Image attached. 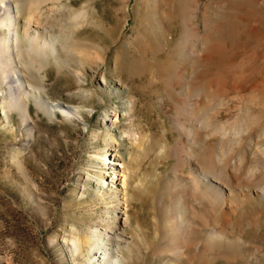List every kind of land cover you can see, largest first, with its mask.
<instances>
[{
	"label": "rangeland",
	"instance_id": "374dc122",
	"mask_svg": "<svg viewBox=\"0 0 264 264\" xmlns=\"http://www.w3.org/2000/svg\"><path fill=\"white\" fill-rule=\"evenodd\" d=\"M181 1L11 0L58 52L0 33V264H264V0Z\"/></svg>",
	"mask_w": 264,
	"mask_h": 264
},
{
	"label": "bare ground",
	"instance_id": "6f19581e",
	"mask_svg": "<svg viewBox=\"0 0 264 264\" xmlns=\"http://www.w3.org/2000/svg\"><path fill=\"white\" fill-rule=\"evenodd\" d=\"M16 1V0H15ZM14 2V1H13ZM50 2V1H49ZM53 2H58V3H63L64 0H53ZM160 2L159 4L161 5V1H158ZM19 3V2H17ZM22 3V2H21ZM45 3V2H44ZM182 1L181 0H166V10L170 11L171 9H182L183 6H182ZM20 4H17V6L13 7L11 5V0H0V11H4L5 15L9 18L10 22L9 24H4V21L5 19H0V33L2 31H4L6 28H8V30L10 31V40H7L5 41V50H6V55L11 57V52H10V43L13 44V46H15L16 49H20V47L22 46V43L24 42L23 40H27L30 45H31V49L33 50V52H36V54L40 55V56H47V53H48V50L50 49L53 53H57L58 52V49H57V41L55 39L56 42H53V41H49L48 42V38L45 34L41 33L39 31V21H36L35 20V16H30L29 18H27L25 15V13L21 12L20 10V7H19ZM159 5V6H160ZM159 6H154L151 8V11H156L159 9ZM150 11V9H148ZM52 13V12H51ZM47 14V13H46ZM49 14V13H48ZM48 17V15H47ZM51 17V16H50ZM78 16H75V18H77ZM28 19V20H27ZM50 19V18H49ZM26 20V21H24ZM39 20V19H38ZM48 20V19H47ZM7 22V21H6ZM24 23V25H23ZM157 34L159 35H163V32L162 30L160 29H157V31H155ZM3 44V43H2ZM72 47V46H71ZM1 49V47H0ZM127 52V51H126ZM124 51V49L122 48H119L118 51H117V55H116V60L120 63H119V73L122 75V72H125L127 70V65L123 63V57L126 53ZM154 52V51H153ZM155 53V52H154ZM141 54V53H140ZM143 55V54H142ZM129 56V55H128ZM130 57V56H129ZM141 57V56H140ZM128 58V57H127ZM144 58L146 59V57L144 56ZM135 60V59H134ZM148 60V59H146ZM150 61H148L149 63ZM115 64V63H114ZM144 64V62H143ZM147 64V63H146ZM146 66V65H144ZM152 66V65H151ZM135 67V66H134ZM133 67V68H134ZM147 67V66H146ZM145 67V68H146ZM131 68V67H130ZM126 69V70H125ZM132 70V69H131ZM135 70V69H134ZM139 70V69H138ZM116 71V70H115ZM128 72V71H127ZM133 72V71H132ZM146 74L149 73V70L148 68H146ZM118 73V72H117ZM119 73H118V77H119ZM157 73V72H156ZM125 74V73H124ZM19 74H17L18 76ZM128 76V75H127ZM130 76V75H129ZM122 77L120 76V79ZM124 78V77H123ZM141 79V78H140ZM139 80V79H138ZM135 81V80H134ZM140 82V81H139ZM148 82V81H147ZM16 88L17 89H22L24 90L23 94L27 97L28 95H33L34 97H36V99L40 100L42 99V95L40 93L39 90L33 88L31 85H25L23 83V81L21 80V78L17 77L16 81ZM134 83V82H133ZM196 92L197 91H200V89L198 87H196ZM5 99V98H4ZM19 102V101H18ZM4 103V102H3ZM50 108L52 109V111L54 113L56 112H64L65 114L67 112H75V111H79L78 109L76 110L75 108H73L72 106H68V105H64L63 103H53L52 107L50 106ZM192 114H195L192 112ZM117 116V119L115 120H118V114L116 115ZM191 116H194V115H191ZM244 122V121H243ZM248 124V123H247ZM243 127V126H241ZM221 129H216L215 130V133H218ZM233 130V129H232ZM235 132V131H234ZM242 131H238V132H235V134L238 136L239 134H241ZM231 133V132H229ZM226 134V133H224ZM223 134V136H225ZM227 135V134H226ZM235 135V136H236ZM240 136V135H239ZM233 141V140H232ZM235 142V141H234ZM222 145V144H221ZM203 148V147H202ZM205 148V147H204ZM203 148V151L202 153H200V155L198 156L199 159L201 160V162L204 163L206 169H207V173L209 175V173H213V177L216 178L218 181H221L223 182L227 187H230L233 183L232 181V178L229 177L227 174H225V171L226 173L227 170H222L221 167H219V164L218 162L220 161H223L224 160V157H225V154H223L222 152L219 154L218 158H216V153H214L212 150L210 149H207ZM224 152V151H223ZM198 161V160H197ZM122 170H121V177H120V181L122 180V187L125 188V185L128 184L129 180H130V177H131V171L129 170V168H126V165L123 166V164H118ZM239 165V164H238ZM225 168V167H224ZM234 170V169H233ZM206 173V174H207ZM208 175H204V178L206 179V183H210L209 179H208ZM213 178V179H214ZM235 180V179H234ZM222 183V184H223ZM223 184V185H224ZM224 185V186H225ZM126 190V189H125ZM126 196V195H125ZM126 200V198L124 199ZM102 237V236H101ZM117 237V236H115ZM100 238V237H99ZM98 239V238H97ZM79 240V239H78ZM92 243V247L95 249V248H98V249H103L100 245V243H98V241H93V242H90L89 241V244ZM81 249V248H80Z\"/></svg>",
	"mask_w": 264,
	"mask_h": 264
}]
</instances>
